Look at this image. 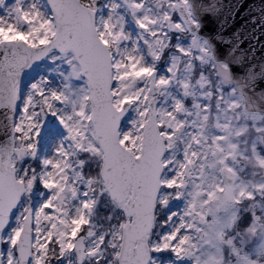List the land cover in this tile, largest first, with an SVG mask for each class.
<instances>
[{
	"label": "snow or ice",
	"instance_id": "6c2138e0",
	"mask_svg": "<svg viewBox=\"0 0 264 264\" xmlns=\"http://www.w3.org/2000/svg\"><path fill=\"white\" fill-rule=\"evenodd\" d=\"M198 27L192 0H0V264H264V88Z\"/></svg>",
	"mask_w": 264,
	"mask_h": 264
},
{
	"label": "water",
	"instance_id": "95a60500",
	"mask_svg": "<svg viewBox=\"0 0 264 264\" xmlns=\"http://www.w3.org/2000/svg\"><path fill=\"white\" fill-rule=\"evenodd\" d=\"M199 27L215 62L235 77L252 75L264 88V0H192Z\"/></svg>",
	"mask_w": 264,
	"mask_h": 264
},
{
	"label": "rangeland",
	"instance_id": "374dc122",
	"mask_svg": "<svg viewBox=\"0 0 264 264\" xmlns=\"http://www.w3.org/2000/svg\"><path fill=\"white\" fill-rule=\"evenodd\" d=\"M199 38V40L201 41V42H206L203 38H201V37H198ZM190 42V37H185L183 40H182V43H184V44H188Z\"/></svg>",
	"mask_w": 264,
	"mask_h": 264
}]
</instances>
